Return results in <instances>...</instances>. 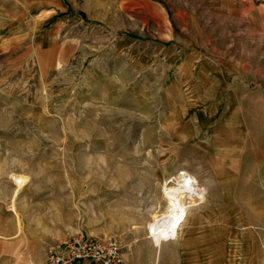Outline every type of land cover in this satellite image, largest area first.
<instances>
[{
    "label": "rangeland",
    "instance_id": "1",
    "mask_svg": "<svg viewBox=\"0 0 264 264\" xmlns=\"http://www.w3.org/2000/svg\"><path fill=\"white\" fill-rule=\"evenodd\" d=\"M200 186L192 218L249 209L264 247V0H0L4 227L127 264Z\"/></svg>",
    "mask_w": 264,
    "mask_h": 264
},
{
    "label": "crops",
    "instance_id": "2",
    "mask_svg": "<svg viewBox=\"0 0 264 264\" xmlns=\"http://www.w3.org/2000/svg\"><path fill=\"white\" fill-rule=\"evenodd\" d=\"M44 18L43 25L54 16ZM65 21H55V31L50 32L54 37L56 29L62 28ZM50 33H45L44 38ZM55 45L53 40L56 49ZM196 194V202L188 205L172 232L150 234L149 253L153 255L139 256L138 250H132L125 255L127 264H264L260 231H255V219L249 209L243 213L235 208V216L227 217L226 209L221 208L214 216H207L203 210L209 208L200 207L199 215L192 218V212L203 199L201 186ZM0 264H47L45 246L35 244L27 236L17 235L0 222Z\"/></svg>",
    "mask_w": 264,
    "mask_h": 264
},
{
    "label": "built area",
    "instance_id": "3",
    "mask_svg": "<svg viewBox=\"0 0 264 264\" xmlns=\"http://www.w3.org/2000/svg\"><path fill=\"white\" fill-rule=\"evenodd\" d=\"M121 245L117 239L79 237L49 246L48 264H74L87 261L90 264H122Z\"/></svg>",
    "mask_w": 264,
    "mask_h": 264
}]
</instances>
